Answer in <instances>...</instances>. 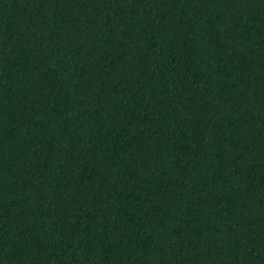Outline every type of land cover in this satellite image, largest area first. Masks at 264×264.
<instances>
[{
  "label": "trees",
  "instance_id": "16d2710c",
  "mask_svg": "<svg viewBox=\"0 0 264 264\" xmlns=\"http://www.w3.org/2000/svg\"><path fill=\"white\" fill-rule=\"evenodd\" d=\"M0 264H264V0H0Z\"/></svg>",
  "mask_w": 264,
  "mask_h": 264
}]
</instances>
